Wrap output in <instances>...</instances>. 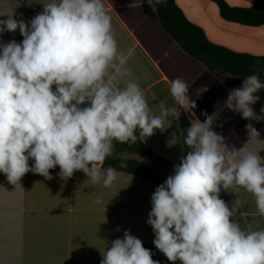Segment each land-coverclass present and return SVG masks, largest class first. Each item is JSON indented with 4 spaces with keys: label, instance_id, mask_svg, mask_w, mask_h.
I'll use <instances>...</instances> for the list:
<instances>
[{
    "label": "clouds",
    "instance_id": "1",
    "mask_svg": "<svg viewBox=\"0 0 264 264\" xmlns=\"http://www.w3.org/2000/svg\"><path fill=\"white\" fill-rule=\"evenodd\" d=\"M42 4L43 12L30 21L15 19L14 12L0 19V34L19 29L23 37L0 43V173L16 184L29 172L52 179L49 170L59 166L63 179L83 172L91 185L102 180L110 188L118 172L103 165L115 143L134 144L164 131L172 123L167 118L178 119L180 112L161 101L159 115L153 114L131 78L132 51L119 49L103 0ZM262 89L260 76H247L229 91L224 107L245 120H264L252 107ZM169 91L175 105L196 107L182 78L173 79ZM202 114L205 120L196 118L187 129L186 155L151 195L146 222L153 244L172 264H264V228L243 229L232 219L235 208L219 195L243 188L264 217V159L230 149L213 130L217 113ZM245 127L250 139L260 135L251 123ZM101 255L100 264H160L130 230Z\"/></svg>",
    "mask_w": 264,
    "mask_h": 264
},
{
    "label": "crops",
    "instance_id": "2",
    "mask_svg": "<svg viewBox=\"0 0 264 264\" xmlns=\"http://www.w3.org/2000/svg\"><path fill=\"white\" fill-rule=\"evenodd\" d=\"M174 1L191 22L204 29L210 41L220 45L228 47L225 41H214L210 37L207 24L222 29L221 32L231 24L243 29L249 27L223 19L218 8L215 14L209 13V5L215 6L212 1L207 0L208 4L204 6L197 0ZM48 2L50 0H0V15L4 16H0V19L6 20L8 17L4 14L10 12H14V18L18 20H24L26 16L32 19L43 12L42 3ZM103 3L112 18L119 49L125 53L129 49L132 51L128 61L131 78L144 91L153 114L159 115L161 101H165V107L175 106L180 110L169 91L171 81L180 77L188 84L189 94L196 102L194 109H184L192 122L196 118L203 122V112L209 115L217 113L213 130L223 135L230 149L243 148L258 153L264 159V120H245L240 113L224 107L232 89L227 76H235L220 74L223 75L218 76L220 79L209 83L208 79L215 77V72L185 52L163 28L152 0H103ZM18 6L23 9H14ZM200 8L203 12L198 10ZM192 9L195 12L191 18L188 14L192 13ZM29 10L32 15L21 13ZM206 14L208 17H205ZM250 28L256 30L257 27ZM12 33L0 34V43L12 41ZM20 37L23 40L21 34ZM261 39L264 41V35ZM15 41L19 43L17 39ZM256 43H259L257 39ZM255 52L260 55H253L264 54V51ZM194 66L198 69L191 71ZM261 81L264 82V79ZM204 86L208 87V91L202 93ZM256 95L260 99L252 107L257 115H264L260 112L264 107V89ZM167 119L172 121L171 126L166 122L164 131L156 130L143 142L158 155L179 160L184 155L179 118L169 116ZM249 123L260 133L257 138L250 139L245 127ZM33 163L29 160L30 166ZM49 171L52 179L29 172L16 184L10 183L6 175L0 173V264H100L101 253L115 239H123L125 230H130L142 242L154 245L155 235L146 221L151 211L152 195L148 188L154 191L156 185L137 175L117 171L120 176L134 179L127 183L133 185L135 190L127 193L129 195L116 193V199L110 202V191L102 182L93 186L85 175L78 179H63L59 176L60 168ZM86 184L90 188H86ZM219 195L230 210L235 208L232 219L240 223L243 229L264 228V217L258 214L255 197L251 193L234 187L227 191L222 189ZM98 197L100 203L95 202Z\"/></svg>",
    "mask_w": 264,
    "mask_h": 264
},
{
    "label": "trees",
    "instance_id": "3",
    "mask_svg": "<svg viewBox=\"0 0 264 264\" xmlns=\"http://www.w3.org/2000/svg\"><path fill=\"white\" fill-rule=\"evenodd\" d=\"M213 1L218 4L221 17L227 21L249 27L264 26V0H254L253 5L245 8L230 5L226 0ZM152 2L157 9L163 28L185 52L203 63L208 69L241 79L253 74L260 76V79H264V56L238 53L231 48L210 41L204 29L191 22L174 0H152ZM179 112L184 155H186L189 149L184 144V139L192 122L185 113L184 108L180 107ZM133 153L141 155L144 159L173 172L174 166L180 163V159L169 160L158 155L152 148L138 139L134 144L115 143L114 151L105 160L103 167L111 166L116 168L117 171L137 175L144 181L156 186L166 180L139 159L124 156ZM121 162H124L127 167L120 168ZM57 167L59 168V166ZM84 175L83 172H76L72 178L78 179ZM142 243L146 249L151 250L154 260L159 261L160 264H172L154 245ZM175 264H181V262L176 261Z\"/></svg>",
    "mask_w": 264,
    "mask_h": 264
},
{
    "label": "rangeland",
    "instance_id": "4",
    "mask_svg": "<svg viewBox=\"0 0 264 264\" xmlns=\"http://www.w3.org/2000/svg\"><path fill=\"white\" fill-rule=\"evenodd\" d=\"M185 1H188V0H185ZM197 1H198L199 4H202L203 6L208 4V3H206L207 0H197ZM209 1H212V3L215 4V6L213 4L209 5V7H208L209 8V13L214 12V14H215V10H216V8L219 9V6L213 0H209ZM226 1L230 5L238 6V7H244V8L245 7H249V6L253 5V3H254V0H226ZM198 7H200V6H198ZM14 9L22 10L23 7H19L18 6L16 8H14ZM198 10L200 12H203L201 8L198 9ZM191 12L192 13L188 14V16L192 18V16H194V12H195L194 9H192ZM21 13H24V14H27V15H32L31 10L23 11ZM208 14H206L205 17H208ZM30 19L31 18L29 16H26V18L24 20L25 21H30ZM17 20H18V18H17ZM29 27H30V25H29ZM238 27L239 26H237L235 24H231L229 26L230 30H229V28L228 29L224 28L226 31L223 30V32H221L222 29H219L218 27H216V26H214L212 24H207V28L210 29V31H211L210 37L214 41H220V39L225 41V43H227L228 47L231 48L235 52L254 54V53H256L255 50H258L259 52H261V51L263 52L264 51V41H262V39H261V37H263V35H264L263 34L264 26L259 27V28L257 27L256 30L253 29V28L251 29L250 27H245V29H243L242 27H239L241 29H238ZM229 31H230V33H229ZM235 33H237V34H235ZM258 33L260 35H258ZM259 36H261V37H259ZM10 39L11 40H16L17 39L19 41V43L22 42V38L20 37V34H19V29H17L14 33L11 34ZM255 39H257L259 43L254 44ZM214 43L218 44V42H214ZM256 54L260 55V53H256ZM263 56H264V54H263ZM197 69H198L197 66H194L193 68H191V71H195ZM215 74L217 76L214 75L215 77H212V78L208 79L209 83H212V82L215 83L217 81V79H220V77H218V76H223V75H220V74H223V73H220V72H215ZM228 82H229V85H230V89L231 88L233 89V88H236V87H240V86H242V83H243V81H241L240 78H237V77L236 78H234V77L230 78L228 80ZM217 89L220 90L218 87H217ZM160 138H162V137L160 136ZM130 181H134V179H129V177L120 176L118 174V178H117L115 184H113L112 187L107 189V191H110V194H109L110 195L109 196L110 197V202H113L116 199V193H119V194H123L124 193L126 195H129L127 193H129L130 191L132 192L133 190H135L133 185L127 183V182H130ZM101 182H102V180H101ZM127 184H128V186H127ZM85 187L86 188H90V186L87 185V184L85 185ZM60 188L61 187H59V189ZM149 189H150L149 193L152 194L154 191L151 188H148V190ZM81 193L82 192H80V194ZM151 233L154 235L153 230H151Z\"/></svg>",
    "mask_w": 264,
    "mask_h": 264
},
{
    "label": "water",
    "instance_id": "5",
    "mask_svg": "<svg viewBox=\"0 0 264 264\" xmlns=\"http://www.w3.org/2000/svg\"><path fill=\"white\" fill-rule=\"evenodd\" d=\"M124 156H127L129 158H133V159H139L140 161H142L143 163H145L146 165H148L149 167H151L158 175L167 178L169 175H172L174 172L171 170H168L162 166L156 165L146 159H144L141 155H138L136 153L133 154H125Z\"/></svg>",
    "mask_w": 264,
    "mask_h": 264
}]
</instances>
